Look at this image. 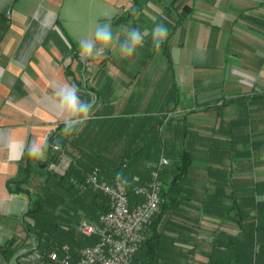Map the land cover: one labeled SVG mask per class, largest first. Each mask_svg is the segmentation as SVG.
I'll list each match as a JSON object with an SVG mask.
<instances>
[{
    "label": "crops",
    "instance_id": "1",
    "mask_svg": "<svg viewBox=\"0 0 264 264\" xmlns=\"http://www.w3.org/2000/svg\"><path fill=\"white\" fill-rule=\"evenodd\" d=\"M93 1L100 4L94 22L111 19L118 40L129 28L147 34L131 58H116L131 62L130 69L117 65L113 75L102 74L92 114L104 107L115 115L148 109L153 101L147 96L141 106L136 99L141 93H159L153 109L175 105L181 111L178 145L191 160L196 191L186 205L192 207L188 225L198 227L197 234L188 235L182 264H207L213 232L239 234L236 207L250 213L257 184L264 202V0H0V248L26 236L23 219L31 198L10 191L8 183L19 178L27 146H43L51 130L63 124L57 86L87 83L82 77L88 64L71 46L73 41L80 52L81 37L71 30L85 29L77 16ZM250 13L259 16L250 18L252 24L245 18ZM157 24L168 29L161 44L167 51L146 48ZM175 65L181 68L177 74ZM174 134L170 130L172 141ZM46 158L44 151L40 159ZM219 191L213 205L233 208L226 218L217 208L209 214L202 209ZM0 264L16 262L8 263L0 250Z\"/></svg>",
    "mask_w": 264,
    "mask_h": 264
},
{
    "label": "trees",
    "instance_id": "2",
    "mask_svg": "<svg viewBox=\"0 0 264 264\" xmlns=\"http://www.w3.org/2000/svg\"><path fill=\"white\" fill-rule=\"evenodd\" d=\"M71 46L75 56H78V46L73 41ZM80 70H83V65ZM69 74L72 73L69 71ZM76 85L83 90L79 91L81 99L91 101L90 94L99 99V94L90 89L87 83L77 81ZM95 107L92 105L93 110ZM176 111L175 105H165L153 114L119 116L104 107L97 109L92 114L93 118L72 135H61L63 124H60L57 131L46 140L49 145L45 150L46 160L42 161L27 153L20 165L19 178L8 183L10 191L24 193L31 198V206L23 219L26 236L20 241L13 239L6 247L0 248L6 261L11 263L14 259L19 264L18 260L29 255L34 246L42 254L45 264H54L48 258L49 254L54 251L61 253L64 246H69L71 254L75 256L80 249L95 244L97 238L85 237L79 226L85 219L97 222L102 214L110 210V201L93 188L82 190L80 185L85 183L95 168L100 169L102 176L110 181L121 172L125 163L128 169L124 175L129 180L139 176L146 182L149 166L156 164L164 151L171 164L163 171L166 181L163 183L160 212L149 226L136 260L142 264H182L187 257L183 247L191 241L188 235L193 232L197 234L198 227L192 230L186 222L165 218L170 210L167 198H170L173 206L182 204L185 198L181 194L190 190L188 184L191 183L193 169L190 158L186 159L187 155L179 150L180 122L176 117L169 120L164 133L159 130L166 116ZM170 130L175 131L173 141L169 136ZM56 142L71 160L65 177H59L47 169L59 156L52 148ZM34 167L45 171L41 176L45 177L44 181L35 188L32 187L37 176V168ZM260 185H256L254 195L249 199V214L246 215L247 211L242 205L236 207L239 234L232 236L223 230L213 232L211 250L206 255L207 264H264V202L258 198ZM192 190L194 196L196 191ZM220 192L211 196L209 211L217 208L224 212L226 218V213L233 208L213 205V200L220 198ZM131 199L137 201L132 195ZM26 218L32 223L27 222ZM29 241L30 245H26ZM196 245L197 242L193 249ZM26 250L30 252L24 253Z\"/></svg>",
    "mask_w": 264,
    "mask_h": 264
},
{
    "label": "built area",
    "instance_id": "3",
    "mask_svg": "<svg viewBox=\"0 0 264 264\" xmlns=\"http://www.w3.org/2000/svg\"><path fill=\"white\" fill-rule=\"evenodd\" d=\"M180 113L178 109L169 113L159 130L164 133L169 120ZM57 128L51 130L47 139L57 131ZM55 145L59 144L57 142L53 144V152L59 156L47 169L59 177H65L70 169L71 160L64 154L60 145L58 148L54 147ZM170 164L171 161L163 151L159 161L149 166L150 179L146 182L139 176L129 180L124 175L128 169L127 163L110 181L102 176L100 169L95 168L80 188L82 190L93 188L105 195L110 201V210L102 214L97 222L82 220L79 230L85 237H96L97 242L80 249L75 256L71 254L69 246H64L62 256L60 252L54 251L48 256L50 260L55 264H142L136 257L146 240L149 226L160 212L163 189L160 176ZM131 195L137 201H132ZM27 257L25 256L24 260L43 259L40 251L34 246Z\"/></svg>",
    "mask_w": 264,
    "mask_h": 264
},
{
    "label": "clouds",
    "instance_id": "4",
    "mask_svg": "<svg viewBox=\"0 0 264 264\" xmlns=\"http://www.w3.org/2000/svg\"><path fill=\"white\" fill-rule=\"evenodd\" d=\"M168 29L163 24H157L152 30V46L158 50L167 36ZM147 33L141 32L139 28H129L123 40H118L111 19L102 24H98L94 39H81L79 41L80 56L82 60L88 58H98L103 56L108 50H118L119 54L125 58H131L139 47L143 46ZM56 101L63 128L61 135L69 136L82 128L92 116V101L83 100L80 97L79 89L75 84H62L57 86ZM49 147L47 142L39 147L35 142L27 146L30 156L43 158L44 151ZM54 147L58 148L59 145ZM22 155V152H21Z\"/></svg>",
    "mask_w": 264,
    "mask_h": 264
},
{
    "label": "rangeland",
    "instance_id": "5",
    "mask_svg": "<svg viewBox=\"0 0 264 264\" xmlns=\"http://www.w3.org/2000/svg\"><path fill=\"white\" fill-rule=\"evenodd\" d=\"M77 1V0H75ZM158 1V0H157ZM156 5H158V3L156 2L155 3ZM100 4L99 3H96V2H91V4L88 6L86 5L85 7V14L81 16H77V19H79L81 22H83V20H85V23H86V26H85V29H81V30H71V32H77L78 34H80V37L81 39H88V36L89 34H91L92 36H94V33H95V29L98 25L97 22H94V20L97 18L99 12H97V7L99 6ZM75 8H78L77 5H75ZM104 16V15H103ZM103 16L101 18H103ZM108 17H111V16H108ZM107 17V18H108ZM257 18L259 17L258 15H255V14H252L250 13L249 15L246 14L245 15V18H246V22H248L249 24H252L250 23L249 20H251L250 18ZM112 18V17H111ZM158 21V19H157ZM92 22V24L90 25V23ZM104 23V22H103ZM102 24V23H101ZM152 40V38H151ZM148 42V45L146 48H151L150 46H152V44H150V39L147 41ZM153 47V46H152ZM161 48V49H160ZM160 48L158 49L159 51L161 50H164V51H167V49H163L162 45L160 46ZM146 51H148L147 49H145ZM156 50V49H155ZM120 54L118 52V50H108L103 56H100L98 58H88L86 59V63L88 64L87 65V73L86 75L84 74V76L82 77V80L84 79L87 83H88V87L92 90H96V88L99 86L100 82H101V77H102V74H104L105 72H110L111 74L110 75H113L114 73H116L118 70V68L116 67L117 65H119V67H126L128 65H131L132 63L131 62H127V60L121 62L120 60L117 62L116 58L119 57ZM155 67L159 65V63H156L154 64ZM144 66L145 65H141L142 68L138 69L139 71H144ZM168 66H170V64H168ZM129 69L131 68L130 66H128ZM169 68V67H168ZM127 69V68H126ZM180 66L178 65H175L173 66V70H175V74H177V72L180 71ZM167 72H171L172 75H174L173 71H171V69H166ZM168 75V74H167ZM167 80V77L165 78ZM177 78H173L172 79V84L174 85L173 86V89H172V94H173V97L177 96V89H178V83H177ZM165 80V81H166ZM144 91V90H142ZM91 95V101H92V105H97L98 103V100L99 99H96L95 96H93L92 94ZM147 96H150V99L153 101V102H150L149 105L150 107L147 109H140V110H135V111H128L127 113H122V114H126L127 116L129 115H134V116H141L144 115V114H153V113H157L158 111H160L162 109L159 108V109H153V107H151L152 105L153 106H157V102H155L154 100H156L157 98H159V93H156V95H145V94H140L137 96L136 99H139L141 102V106H144V102L143 100H145L144 98H146ZM123 115V116H124ZM155 115V114H154ZM153 115V116H154ZM120 116V115H119ZM43 171V170H42ZM40 172V171H36V178H34V182L32 183V187H38L40 183H42L45 179V177H41L45 171L43 172ZM165 175L164 173L161 174L160 176V179L161 181L164 183L166 180H165ZM150 179V173L148 175V180L149 181ZM192 185H193V181L191 180V183L188 184L189 186V192L186 193L185 192H182L181 194V197H184L185 199L182 200V204L180 206H173L170 198L168 197L167 198V201H168V205L167 207L171 210L168 211L167 215L165 216V218H172L174 221H177V222H186L187 224L190 223V221L193 220V218L191 217L192 214H190L187 210L189 209H192V207H187V203H188V198H195V196H193V190H192ZM187 187V185H186ZM163 189H164V184H163ZM209 202H211V200H209L206 204H204V207H202V209H207L206 210V214H209L208 213V210L210 208V205ZM206 207V208H205ZM174 212H179V213H174ZM173 215V216H172ZM188 218L192 219V220H189L188 221ZM191 225V224H190ZM191 229L193 230L194 227L190 226ZM147 235V233H146ZM31 242H28L27 244L30 245ZM26 244V245H27ZM29 247V246H27ZM31 247V246H30ZM24 252H29L28 250L24 251ZM60 256H62V254H60ZM27 257V256H26ZM28 258V257H27ZM49 258V257H48ZM207 258V257H206ZM22 260H18V263L19 264H45V260H41V261H37V260H32V259H29V260H24V257L21 258ZM50 259V258H49ZM51 261V260H50ZM53 262V261H52ZM54 263V262H53ZM55 264V263H54Z\"/></svg>",
    "mask_w": 264,
    "mask_h": 264
}]
</instances>
